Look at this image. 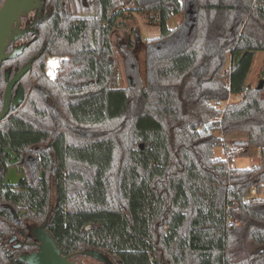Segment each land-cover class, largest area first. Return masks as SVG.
<instances>
[{"label":"trees","instance_id":"obj_1","mask_svg":"<svg viewBox=\"0 0 264 264\" xmlns=\"http://www.w3.org/2000/svg\"><path fill=\"white\" fill-rule=\"evenodd\" d=\"M137 13L159 30L145 40L144 81L141 33L126 28ZM117 28L129 30L125 49ZM42 40L45 58L64 60L45 96L31 91L0 121V203L49 216L63 255L264 264V67L261 88L247 82L264 52V0H97L95 15L50 18ZM217 145L258 162L228 168ZM14 155L25 172L15 184L4 179Z\"/></svg>","mask_w":264,"mask_h":264},{"label":"flooded vegetation","instance_id":"obj_2","mask_svg":"<svg viewBox=\"0 0 264 264\" xmlns=\"http://www.w3.org/2000/svg\"><path fill=\"white\" fill-rule=\"evenodd\" d=\"M41 1L42 2L38 8L21 17L18 27L23 34H20L16 40L11 41L8 45L7 52H13L15 49L22 48L21 52L13 58L4 60L1 64L0 111H2L5 107L9 108L10 110L6 117L13 114L15 110L20 108L25 103L28 97L27 94L31 91L37 90L40 94L43 93L44 90L41 87L42 82L48 78L51 79L52 77L50 76L51 74H49L46 66L48 58H45L46 51L42 40V32L47 21L50 18L57 17L59 14H61V16L66 14H70L72 16L85 15L83 12H80V8L78 9L76 0ZM4 2L5 0H0V5H3ZM15 26H17V23ZM31 61V68L19 79L17 83L11 85V97L7 98L6 91L10 81L17 72H19L24 66L28 65ZM15 103H17L16 107H14ZM11 161L13 163L7 168L4 179L7 182L15 184L18 183L22 177H24L25 172L23 171L20 162L17 163L16 155L11 157ZM13 166L17 167L22 173V176L17 182H11L7 178L9 169ZM2 172L3 167L0 163V177ZM15 191L20 190L15 189ZM53 195H55V193H53L52 196ZM51 201L52 203L54 202L53 198ZM24 203L25 201H23V204ZM0 205L2 210L6 212V216L0 218V263L34 264L33 262H36V260L32 258L28 259V257L40 253L43 242L38 238V236H42L44 230H47L50 233L48 229L49 216L36 218L29 211V209H27L29 208L28 205L26 209L21 207V209L19 208L18 210H15L12 206H10L11 210L7 209L8 207H5L6 203H0ZM79 252L80 251H77L72 255H63L62 252L61 254L77 264H85V258L94 259L99 263L102 262L94 258L92 255L87 254V250L85 251L86 256H80L78 254ZM46 257H49V255L47 254ZM102 263L106 264L104 262Z\"/></svg>","mask_w":264,"mask_h":264},{"label":"rangeland","instance_id":"obj_3","mask_svg":"<svg viewBox=\"0 0 264 264\" xmlns=\"http://www.w3.org/2000/svg\"><path fill=\"white\" fill-rule=\"evenodd\" d=\"M72 1V0H71ZM78 9L80 12H83V14H93L95 15L97 13V0H76ZM74 8V7H73ZM135 18L133 19H128L127 20V27L129 30L133 27L138 29V32L141 33V36L133 35V40L136 43V62H137V68H138V74L143 81L145 80V67H146V51H145V40L148 39L149 37H154L159 35V30L156 27H151L147 25L145 22L144 18L140 16V14H135ZM180 15H174L172 16L168 24L170 27H174L178 22L181 20ZM128 29H123V28H117L113 32V39L116 43H120L121 48L125 49L128 47V43L126 42V34L128 33ZM118 60H119V84L120 86H127L129 84V76H131L130 71L126 69L125 63H124V57L123 55L119 54L118 55ZM56 59L58 64L56 65L57 67H51L49 65V62L47 61V69L51 78H56L59 74L60 66L62 65V62L64 60L63 56H50L48 57L49 59ZM136 64V63H135ZM133 65V64H132ZM134 66V65H133ZM264 67V52L259 51L256 54L255 61L252 65L251 71L247 77V82L252 85H257L259 81H261V70ZM238 97L232 96L230 99L231 100H236ZM237 136H242V135H236ZM230 138V137H228ZM228 149L224 145H217L215 147V153L217 156H220L222 158L226 157L225 152H227ZM257 161L256 158H253L251 154L249 155H240L238 157V161L236 163L237 166L239 167H251L253 164H255ZM22 176V173L18 170L17 167L13 166L9 169L8 173V180L11 182H17L20 177ZM96 260L91 259V258H85L84 262L85 264H103L102 262H95Z\"/></svg>","mask_w":264,"mask_h":264},{"label":"water","instance_id":"obj_4","mask_svg":"<svg viewBox=\"0 0 264 264\" xmlns=\"http://www.w3.org/2000/svg\"><path fill=\"white\" fill-rule=\"evenodd\" d=\"M41 2V0H5L3 5H0V68L4 60L13 58L21 52L22 48L7 52L8 45L11 41L16 40L20 34H23L18 27L21 17L38 8ZM16 23L17 26H15ZM32 61L17 72L10 81L6 91L7 98L11 97V85L17 83L29 71ZM262 86L263 82L261 81L258 87L261 88ZM16 106L17 103H15L14 107ZM9 110V108L5 107L0 111V121L6 117ZM38 238L43 242L40 253L28 257V259L36 260V262H33L34 264H77L62 256L54 238L47 230H44L43 235L38 236ZM86 253L106 264H115L107 255L98 250H87ZM47 254L49 257H46Z\"/></svg>","mask_w":264,"mask_h":264},{"label":"built area","instance_id":"obj_5","mask_svg":"<svg viewBox=\"0 0 264 264\" xmlns=\"http://www.w3.org/2000/svg\"><path fill=\"white\" fill-rule=\"evenodd\" d=\"M50 61H51V59L48 60L49 65H50L51 67H54V68H55V66H53V65L50 63ZM209 104H211V103H209ZM244 151H245V148H244V147L236 145V146H231V147L228 149V151L225 152V154H226L225 161H226V164H227L228 168L234 169L235 167H237L236 163H237V161H238V157H239L240 155H242ZM252 192H253V193H257V191H256L255 188L252 189ZM261 196H264V191L261 193ZM234 222H235V221H234V218H233L232 216H230V217H229V222H228V224H229L230 226H232V225L234 224Z\"/></svg>","mask_w":264,"mask_h":264},{"label":"bare ground","instance_id":"obj_6","mask_svg":"<svg viewBox=\"0 0 264 264\" xmlns=\"http://www.w3.org/2000/svg\"><path fill=\"white\" fill-rule=\"evenodd\" d=\"M51 63L53 66H56L58 64V62L55 58L51 60Z\"/></svg>","mask_w":264,"mask_h":264}]
</instances>
